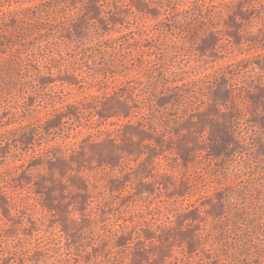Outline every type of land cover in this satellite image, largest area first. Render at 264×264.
I'll use <instances>...</instances> for the list:
<instances>
[{
	"label": "rangeland",
	"instance_id": "rangeland-1",
	"mask_svg": "<svg viewBox=\"0 0 264 264\" xmlns=\"http://www.w3.org/2000/svg\"><path fill=\"white\" fill-rule=\"evenodd\" d=\"M91 1L0 0V264H264V0Z\"/></svg>",
	"mask_w": 264,
	"mask_h": 264
},
{
	"label": "trees",
	"instance_id": "trees-1",
	"mask_svg": "<svg viewBox=\"0 0 264 264\" xmlns=\"http://www.w3.org/2000/svg\"><path fill=\"white\" fill-rule=\"evenodd\" d=\"M101 1L102 0H92L91 3L89 4V6L94 11H97L98 12L100 6L102 5V4H100ZM137 9H138V11H140V8L139 7ZM28 11H29V8H24V9L17 10V13L19 14V16H18L19 19H22V16H24L25 13H28ZM4 75L7 76V77H9L11 75V72H10V69L9 68L6 69ZM67 82H71V81L69 79H67ZM91 98H93V97H91ZM67 117H70V115H68ZM14 130H17V128L16 129H13V130H10V132L11 131H14Z\"/></svg>",
	"mask_w": 264,
	"mask_h": 264
}]
</instances>
